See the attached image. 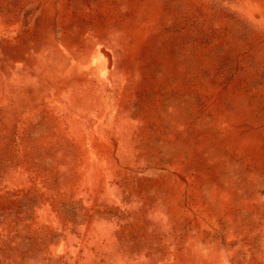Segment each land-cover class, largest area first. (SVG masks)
I'll list each match as a JSON object with an SVG mask.
<instances>
[{
    "label": "rangeland",
    "instance_id": "374dc122",
    "mask_svg": "<svg viewBox=\"0 0 264 264\" xmlns=\"http://www.w3.org/2000/svg\"><path fill=\"white\" fill-rule=\"evenodd\" d=\"M0 264H264V0H0Z\"/></svg>",
    "mask_w": 264,
    "mask_h": 264
}]
</instances>
